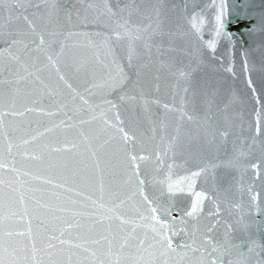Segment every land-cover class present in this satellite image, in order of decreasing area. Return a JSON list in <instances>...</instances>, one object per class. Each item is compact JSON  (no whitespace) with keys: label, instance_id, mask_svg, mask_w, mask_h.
Wrapping results in <instances>:
<instances>
[{"label":"water","instance_id":"water-1","mask_svg":"<svg viewBox=\"0 0 264 264\" xmlns=\"http://www.w3.org/2000/svg\"><path fill=\"white\" fill-rule=\"evenodd\" d=\"M0 165L14 264L264 261V0H0Z\"/></svg>","mask_w":264,"mask_h":264},{"label":"snow or ice","instance_id":"snow-or-ice-1","mask_svg":"<svg viewBox=\"0 0 264 264\" xmlns=\"http://www.w3.org/2000/svg\"><path fill=\"white\" fill-rule=\"evenodd\" d=\"M225 8L226 5L225 4H221L220 5V11L219 13L216 15L215 19L217 22V27H216V35L219 36L221 33H223V35L227 36L229 39L234 36V33L231 32H227L226 31V26L229 23V21H227L225 19ZM243 17H238L237 19H241ZM199 30V29H198ZM245 31H252V28H247L245 27L244 29ZM117 36H119V33L116 34ZM40 43L43 44V37L40 38ZM208 46L210 48H214L215 47V42L213 40L208 41ZM49 59H51V57H49ZM249 85L251 86V79L249 78L248 80ZM254 91V89H253ZM120 131L122 132L123 136L125 139H128V134L126 132H124L123 129H120ZM134 139V138H133ZM129 159L132 161V166L135 169V171L137 172V174L139 173V164L136 162L138 159H143V157H137L135 155H130ZM0 167H6V165H0ZM253 167H256V165H253ZM199 173H193V177L197 176ZM140 184L143 185L144 181L140 180ZM180 189L176 187V185L173 182H169L167 184V192L169 195L173 194L176 191H179ZM141 196L143 197L144 201L150 206V210L151 212L154 214L152 219L153 220H157L158 219V213L160 211V209L157 206H153L154 201L153 199H151L149 197V194L147 193V191L142 187L141 191H140ZM204 193H198L197 194V199L196 201L193 202L191 210L187 213V215L191 216L194 215L195 213H197L200 210V204H201V200L204 198ZM101 207H103V205H101ZM163 211L167 214L170 215V212L172 211L171 207H166L163 208ZM174 219V218H173ZM162 224H167L166 221L160 220L159 221ZM9 236L12 235V233H8ZM163 242L166 243L168 248L172 247V237L170 235H164L163 237ZM61 243H64V241H61ZM49 247H52V245H49ZM251 247L249 248V251H251ZM35 251V249H34ZM9 255H14V253H9L8 250L2 245L0 244V264H14V261L7 259L6 257ZM213 264H215V261H213ZM259 264H264V261H260Z\"/></svg>","mask_w":264,"mask_h":264}]
</instances>
